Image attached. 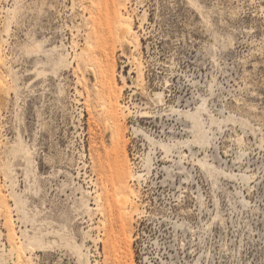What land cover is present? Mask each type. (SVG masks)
I'll return each mask as SVG.
<instances>
[{"label":"rangeland","instance_id":"1","mask_svg":"<svg viewBox=\"0 0 264 264\" xmlns=\"http://www.w3.org/2000/svg\"><path fill=\"white\" fill-rule=\"evenodd\" d=\"M0 55V264H264V0H0Z\"/></svg>","mask_w":264,"mask_h":264},{"label":"bare ground","instance_id":"2","mask_svg":"<svg viewBox=\"0 0 264 264\" xmlns=\"http://www.w3.org/2000/svg\"><path fill=\"white\" fill-rule=\"evenodd\" d=\"M118 17H119V21H120V32H119V36L122 38V39H127L128 38V35L131 33V32H134L135 31V29H134V27H133V22L130 20V19H128V18H126L124 15H123V11H122V9H119L118 10ZM0 60H2V57H1V55H0ZM42 71V70H41ZM46 72V71H45ZM43 76V75H42ZM4 86V80H3V77L1 76V74H0V88L1 87H3ZM163 93V92H162ZM158 94H159V92H158ZM157 94V95H158ZM161 94V93H160ZM159 96V95H158ZM110 112H113V110L112 109H110ZM144 112H145V110H144ZM201 113V112H200ZM200 113L197 111V112H192V113H189V115L191 116V117H193L194 118V120L197 122H199V120H200ZM112 118H113V120H115V129L113 130V134H112V136L114 137V138H120V132H119V128H120V125H121V123H120V119H119V117L115 114V113H113L112 114ZM197 125V124H196ZM199 125V124H198ZM198 137V136H197ZM199 139V138H198ZM19 141L21 142V140L19 139ZM1 142V141H0ZM20 144V143H19ZM19 144H17V145H19ZM21 145V144H20ZM28 147V146H27ZM27 147H25V153H30V150L31 149H29V148H27ZM23 148V147H22ZM16 151V150H15ZM31 154V153H30ZM117 173L119 174V171H117ZM120 175V174H119ZM131 176L132 177H134L135 176V174H131ZM121 178V176H119V179ZM88 191H90V190H88ZM92 191V190H91ZM89 192V193H92V192ZM116 193H117V195H118V199H120V202H121V209H122V215H124V217H126V218H128L129 216H130V214H131V210L129 209V206L130 205H135L136 206V197L138 196V193L135 191V190H130V189H120V190H117L116 191ZM96 198H97V200L100 202V201H102V199H103V196H102V193L100 192V191H96ZM2 197H3V195H2V193H1V191H0V211L3 213V211H9L8 210V204H7V202L6 201H4V202H2ZM116 198V199H117ZM87 205V207L88 208H92L91 206H89L88 204H86ZM98 209L101 211V212H104L103 210V207L101 206V204H98ZM136 210L138 211L139 209L138 208H136ZM6 219L7 220H9V219H11V215L10 214H7L6 215ZM10 230H11V240L13 241V243L15 242V228H10ZM42 240L43 239H40V241H41V243L44 245L45 244V242H42ZM29 241H30V243H32V242H35L36 244L38 243V240H36V239H34V238H29ZM15 245V247H16V249H17V251H18V254H21L22 253V251H21V249H20V247H19V245L18 246H16V244H14ZM76 247H77V249H78V252H79V254L81 255V256H85V255H87V253H85L84 251H83V249H82V247L83 246H81V244L79 245V244H77L76 245ZM75 248V247H74ZM76 249V248H75ZM19 256V261H21L22 262V264L24 263V260H23V258H22V256L21 255H18Z\"/></svg>","mask_w":264,"mask_h":264}]
</instances>
